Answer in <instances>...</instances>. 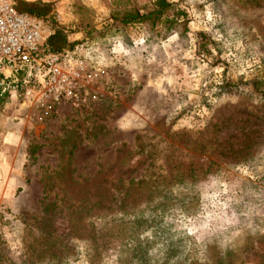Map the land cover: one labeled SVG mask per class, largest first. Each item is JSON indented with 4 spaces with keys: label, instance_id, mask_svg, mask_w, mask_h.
Here are the masks:
<instances>
[{
    "label": "rangeland",
    "instance_id": "rangeland-1",
    "mask_svg": "<svg viewBox=\"0 0 264 264\" xmlns=\"http://www.w3.org/2000/svg\"><path fill=\"white\" fill-rule=\"evenodd\" d=\"M40 1L71 42L90 31L76 52L104 75L100 101L64 107L66 119L10 110L24 139L8 153L15 191L0 189V264H264V94L252 86L264 93V0H168L188 32L164 37L113 25L112 0ZM130 1L148 11L156 0ZM37 125L47 130L33 137ZM62 160L77 188L47 189Z\"/></svg>",
    "mask_w": 264,
    "mask_h": 264
},
{
    "label": "built area",
    "instance_id": "built-area-1",
    "mask_svg": "<svg viewBox=\"0 0 264 264\" xmlns=\"http://www.w3.org/2000/svg\"><path fill=\"white\" fill-rule=\"evenodd\" d=\"M54 20L61 23V14ZM53 33L49 20L18 12L15 0H0V106L16 94L32 106L31 122L56 118L64 107L87 110L100 101L102 68L76 50L48 52Z\"/></svg>",
    "mask_w": 264,
    "mask_h": 264
},
{
    "label": "trees",
    "instance_id": "trees-1",
    "mask_svg": "<svg viewBox=\"0 0 264 264\" xmlns=\"http://www.w3.org/2000/svg\"><path fill=\"white\" fill-rule=\"evenodd\" d=\"M111 2L113 6V13L110 17V20L112 21L113 25H119L120 27L142 26L145 24H150L155 27L159 26L166 33L162 35L163 37L173 33L174 29L178 27H181L184 30V32H188L187 13L185 11H181L177 9V6L168 0H156L153 4V8H151L148 11H141L139 8L134 7L130 0H112ZM15 8L20 13L50 21L54 33L49 37V39L46 42V50L48 52L55 54L62 53L64 51L72 52L92 44L93 36L89 34L90 31L86 32V28L80 25H79L80 32L85 33V37H83L84 39L76 42H71L69 40L68 30L64 29L63 27L58 25V23H55L51 19L50 17L52 12L51 4L45 3L40 0L35 2L16 0ZM252 86L257 93L264 94L262 92L263 85L260 81L255 80ZM70 160H67L66 162L62 160L64 164H61L59 170L54 172L55 174L53 175V177H50V181L48 183L47 189L48 188L53 189L55 184H57L59 187L63 189L70 187L77 188L75 187V181L73 180V174L75 170L71 168ZM94 192H98V191H94ZM102 204L103 202L99 200L94 202L92 207L97 208L102 206ZM49 208H50L49 206L45 207V213L47 216L56 214V212L50 213ZM89 235L90 233L87 232L86 236L88 237ZM61 237L51 236L52 243L50 244V247L47 251V255L49 256L50 260H58L61 258L59 256L61 255L59 252L62 245ZM67 239H71L70 241L80 240L81 239L80 227L75 228L74 234L72 233L71 235H69ZM59 241L60 243H58Z\"/></svg>",
    "mask_w": 264,
    "mask_h": 264
},
{
    "label": "crops",
    "instance_id": "crops-1",
    "mask_svg": "<svg viewBox=\"0 0 264 264\" xmlns=\"http://www.w3.org/2000/svg\"><path fill=\"white\" fill-rule=\"evenodd\" d=\"M20 101L21 99H19L16 94L11 93L5 102L4 108L0 112V183H3V181L6 183V185H0V189L6 192L5 196L15 191L14 183L18 180L21 172L20 165L16 161V158L8 156V153L10 151L13 152L16 147H19L24 139V132L17 126L18 124L15 121L18 118H16V116L20 114V111L14 110L9 115V112L13 107L20 106L22 110L24 109L23 105L25 104ZM62 112L63 111H61L58 116V120L67 118V116H64V113ZM2 118H5V121H3L4 119ZM4 123H6L5 126H2ZM44 126L45 125L32 126L33 129L29 132V134L34 137L36 132L40 131L41 128L43 131H46L47 127ZM21 180L22 178L20 177L19 181ZM23 181L26 182V179H23ZM41 183L43 184L40 179V184ZM4 192L2 193L4 194Z\"/></svg>",
    "mask_w": 264,
    "mask_h": 264
}]
</instances>
